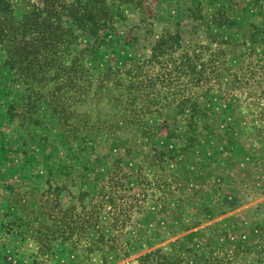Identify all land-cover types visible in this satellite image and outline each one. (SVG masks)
Returning <instances> with one entry per match:
<instances>
[{
  "label": "rangeland",
  "instance_id": "374dc122",
  "mask_svg": "<svg viewBox=\"0 0 264 264\" xmlns=\"http://www.w3.org/2000/svg\"><path fill=\"white\" fill-rule=\"evenodd\" d=\"M137 1L143 8L135 7ZM218 1L121 0L113 8L118 14L113 27L79 38L77 48H92L95 60L88 55L84 62L100 68L148 55L164 31L177 29L184 47L204 44L206 31L191 12L208 17ZM9 3L19 16L39 0ZM263 3L256 0V5ZM256 5L249 3L245 12L227 11L238 21L233 30L240 61H248L250 42L240 41L248 24L259 22ZM261 33V43H252L256 51L264 50ZM49 87L25 81L0 49V223L5 225V215L14 212L27 214L36 226L32 196L38 197L47 179L61 187L62 206L94 209L104 198L100 188L107 168L121 167L125 173H116V185L123 187L110 190L115 206L103 205L99 211V222L115 221L108 233L116 240L115 250L72 248L65 253L55 238L39 264H138L137 257L151 251L160 260L154 264H264V119L254 123L260 128L256 138L249 129L252 112L264 110V97L249 106L246 92L233 91L232 99L214 95L192 118L154 114L145 118L148 131L143 134L124 127L81 142L64 137L51 111ZM22 195L26 210L21 209ZM3 236L0 227V264H29L31 257L18 252H35L34 243L25 239L23 247L10 249Z\"/></svg>",
  "mask_w": 264,
  "mask_h": 264
},
{
  "label": "trees",
  "instance_id": "16d2710c",
  "mask_svg": "<svg viewBox=\"0 0 264 264\" xmlns=\"http://www.w3.org/2000/svg\"><path fill=\"white\" fill-rule=\"evenodd\" d=\"M253 1L220 0L208 17L191 12V18L199 21L206 31L204 44L184 47L177 29L164 31L156 36L148 55L124 60L120 65L95 68L84 62L88 55L95 60L93 49H78L79 38L96 37L100 31L112 28L118 18L113 8L121 0H39L19 16L14 15L9 0H0V49L6 63L14 66L29 84L50 85L46 94L51 111L69 141L90 142L97 134L114 135L124 127H134L143 134L148 131L146 117L164 113L168 118L172 114L192 118L201 111L200 105L214 95L232 99L233 91L246 92L249 106H256L264 97V50L252 47V43L262 41L264 3L259 6ZM249 3L258 7L259 22L249 23L241 36L240 43L247 39L250 46L248 61H240L239 40L234 37L237 31L233 30L238 21L227 16V11L245 12ZM135 7L143 8L139 1ZM252 116L249 129L256 138L260 128L254 123L264 119V110L252 112ZM165 122L166 119L162 121L163 127L169 131ZM249 164V159L244 161L247 167ZM117 172L125 173L121 167L107 168L106 182L100 188L104 198L94 209H86L84 204L79 208L73 204L62 206L61 187L47 179L44 190L37 192L38 197L32 196L38 207L36 226L27 214L21 217L10 212L5 215V225L0 223L3 239L10 249L23 247L25 239L31 240L37 248L35 252H18L21 257H31L29 264H39V257L48 253L55 238L65 246L60 249L65 253L72 248L85 252L115 250L116 240L108 234L115 229L112 227L115 221L99 222V211L103 205L108 209L115 206L110 190L116 185ZM116 186L123 187L121 183ZM261 187L263 191L264 185ZM23 195L19 201L21 209L26 210ZM3 248L1 243L0 258ZM154 255L152 251L139 255L137 262L160 261Z\"/></svg>",
  "mask_w": 264,
  "mask_h": 264
}]
</instances>
